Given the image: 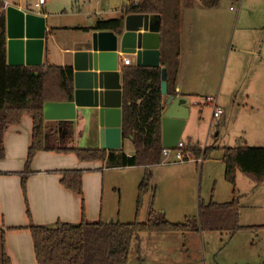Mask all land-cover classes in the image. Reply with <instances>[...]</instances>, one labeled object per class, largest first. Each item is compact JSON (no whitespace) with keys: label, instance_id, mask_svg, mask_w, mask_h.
Listing matches in <instances>:
<instances>
[{"label":"crops","instance_id":"0c3cea01","mask_svg":"<svg viewBox=\"0 0 264 264\" xmlns=\"http://www.w3.org/2000/svg\"><path fill=\"white\" fill-rule=\"evenodd\" d=\"M18 1L10 3L4 0V7L0 9V13L5 11L6 6L12 5L26 12L33 11L42 15L46 25L42 64H53L50 61L54 50L60 55L58 65L70 66L72 69L74 52L89 49L91 33L94 31L84 32L80 29L93 27L97 20L119 18L122 9L127 6V0H104L105 5L102 3L99 9L94 11L96 20L88 26L78 28L82 32L78 46L71 47L60 38L69 40L64 34H68L76 27L51 24L55 17L45 12L47 0L41 6H36L37 0H32L31 3ZM236 2L238 5L242 3L243 10L246 9L247 0H158L159 12L155 14L160 17L161 27L160 67L166 69V76L168 72L166 78L168 95L187 97L191 104L190 109L192 108L190 120L184 127L180 140L202 150L209 145L218 148L202 162L180 163L174 161L172 157L162 156L161 162L151 167V170L158 171L154 172V180L144 197L140 213L144 207L148 209L152 196L155 210L162 212L171 223L182 222L188 217H197L201 202L205 204L210 201L218 204L230 202L233 187L229 189L231 184L224 178L222 148L264 147V128L256 125L254 127L253 121H245L244 118L245 110L250 106L251 90L264 92V49L260 45V40H264V22L257 23V19L262 18L260 13L258 17H253L252 22L255 26L253 28L248 26L250 19L245 10L240 18L239 37L235 45L237 23L232 14L233 9L229 5ZM109 13L118 15L111 16L112 18L102 17ZM67 15L68 12L63 11V14L56 17ZM60 32L64 33L61 37ZM117 55V70L122 85L121 68L126 66L123 65L122 59L129 57L131 60L129 65H135V60L133 55H122L119 52ZM254 68L258 70L252 73ZM207 97L217 99L218 105L223 109L218 121L214 122L212 118V107L205 101ZM201 101L204 107L200 108L198 117L196 105L202 106ZM44 121L48 127H53L51 123L54 121ZM63 130L66 131V142L54 145L55 147L100 149V128L95 109L77 108L75 119L68 121ZM182 137L185 140H182ZM52 138L60 141L58 133ZM249 138H252V142L247 140ZM31 139L32 119L28 115L23 116L19 124L10 125L3 135L4 156L0 158V243L3 237L5 254L11 264H37L28 228L30 222L43 226L58 221L77 224L83 217L88 222L124 223L132 218L134 220L137 187L144 174L143 166L108 167L105 161H80L74 153L38 151L30 164L31 173L26 179L25 198L20 173L25 166ZM121 148L128 156L134 153L130 139L122 140ZM176 166L182 168L173 174ZM64 170L82 171V195L61 185V171ZM240 174L236 175L235 186L241 181L238 179ZM202 178L205 179L206 186L211 183L214 186L210 190L197 189ZM263 185L264 182L257 186L253 183V188ZM157 189H160V194L159 192L155 194ZM235 190L241 200L243 190L238 191L237 188ZM27 206L30 218L27 216ZM202 232L200 230L189 233ZM165 234L167 233L140 235L137 240L139 253L146 248L150 249L146 244L153 243V240L164 241L165 237L156 236ZM162 259L163 256L159 254L152 258V261L162 264Z\"/></svg>","mask_w":264,"mask_h":264},{"label":"trees","instance_id":"16d2710c","mask_svg":"<svg viewBox=\"0 0 264 264\" xmlns=\"http://www.w3.org/2000/svg\"><path fill=\"white\" fill-rule=\"evenodd\" d=\"M158 0H142L136 6H125L119 18L97 20L93 27L81 28L84 32H120L123 17L128 14H155L159 12ZM4 2L0 1V9ZM176 56V54H175ZM161 67L126 65L121 68L122 140L130 139L134 153L131 156L118 150L82 149L59 146L50 142L51 137L63 128L66 122L57 121L48 127L43 118L46 102H68L73 96V69L43 63L40 66H9L7 64V37L5 12L0 13V158L4 156L3 135L10 125H17L23 116L32 119V139L21 175V188L26 198V179L31 173L30 164L35 154L42 150L74 153L80 161H105L108 167L143 166L144 174L137 187L135 218L130 223L56 222L50 225H34L30 222L34 253L37 264H128L134 240L142 234L189 233L210 231L235 233L256 226L239 225L240 197L235 190L237 173H241L256 186L264 182V147H223L222 162L224 178L233 187L232 200L218 204L213 201L200 203L197 217H188L179 223H171L162 212L153 208L150 199L145 221L139 220L143 200L151 188V167L161 162V117L163 100L161 94ZM168 76V72H167ZM47 145H44V142ZM216 148L209 145L203 150L193 146L195 157L209 158ZM61 185L82 195V171H61ZM83 211V208H82ZM27 216L30 218L27 206ZM0 264H11L5 254L4 239L1 241Z\"/></svg>","mask_w":264,"mask_h":264},{"label":"water","instance_id":"95a60500","mask_svg":"<svg viewBox=\"0 0 264 264\" xmlns=\"http://www.w3.org/2000/svg\"><path fill=\"white\" fill-rule=\"evenodd\" d=\"M7 64L42 65L46 39L45 18L33 11L12 5L5 8ZM160 17L157 14H128L120 32L93 31L89 49L73 54V96L68 102H46V121H72L77 108L96 110L99 123V148H121L122 85L118 52L133 55L139 67L160 66ZM166 69H161V94L164 110L161 117L163 148H175L190 115L187 97L168 95ZM47 145V142H44Z\"/></svg>","mask_w":264,"mask_h":264},{"label":"rangeland","instance_id":"374dc122","mask_svg":"<svg viewBox=\"0 0 264 264\" xmlns=\"http://www.w3.org/2000/svg\"><path fill=\"white\" fill-rule=\"evenodd\" d=\"M0 1L4 2V0ZM7 1L10 3L19 2L18 0ZM24 1L26 3H31L32 0ZM247 1V7L245 10L247 11L248 18L250 19L248 26L253 28L255 26L252 22L254 16L258 17V15L261 13L262 18H258L257 23L259 21V23L264 22V12H262V9H264V0ZM102 3L105 5L104 0H47L45 12L55 17L53 18L54 20L51 24H58L57 26L76 27L72 31L68 32V34L63 33L65 37H69V40L65 39L64 37L63 39L60 38V40L63 43L67 42L71 47H77L79 37H81L82 35V32L78 30V28L88 26L96 20L94 11L99 9ZM229 6H231L233 9L232 14L234 15L237 23V32L235 34V45H237V40L239 37L238 29L240 28V18L242 17L243 13H245V10H243L242 8V3L238 5V3L236 2ZM63 11L68 12V15L64 17H56L63 14ZM117 15V13H109L107 15H103L102 17H117ZM238 16L239 21L237 22ZM63 34L61 33L60 37ZM260 45L261 48L264 49L263 39L260 40ZM59 56V53L53 50L50 62L58 65L60 62ZM236 61L237 57L234 58V62ZM257 70L258 68L252 69V73L256 72ZM201 103L202 106L196 105V113L198 114V117L200 108L204 107L202 101ZM249 103L250 106L245 110V121H253L255 123L253 124L254 127L256 125L264 128V92L259 93L256 90H251ZM191 111L192 108L190 109V115ZM190 115L188 120H190ZM67 123L68 122L65 123L63 128L58 129V136L60 137V141H56V138H52V141L50 140L51 144L57 146L63 144L64 141L66 142V131L63 129H65ZM55 125L56 121L51 123V126L55 127ZM183 139L185 140V138L182 137V140ZM247 140L249 142H252V138H249ZM181 168L182 167L180 166L174 167L173 174L177 170H181ZM152 171L154 180V172L158 171V169H153ZM200 173L201 172H199V174ZM218 174H220V172ZM159 178L160 177H158V179ZM238 179H240L241 181L237 183L235 189L237 188L238 191L243 190L241 191V194H243V196L240 200L241 208L239 211V225L256 226L259 228L253 230L243 229L233 234L229 232L210 231H203L202 233L165 234L163 236H156L165 237L163 239L164 241L153 240V243H147L146 246L150 247V249L146 248L141 253H139L138 251L137 241L134 240L132 243L128 264H159V262L152 261V258L158 256L159 254L163 256L162 264H262L264 261V185L261 187L253 188V183L243 174H240V176H238ZM225 185L227 184L225 183ZM213 186L214 185H212V183L206 186L205 179L202 178L201 183H199L197 186V189H200L202 191L210 190ZM231 188L232 185L229 187V189ZM244 190H246L245 195ZM158 192L160 194V189H157L155 194ZM123 200L126 201L125 198ZM250 203H252L253 205H250ZM153 204L155 209V203L153 202ZM146 209L147 207H144L142 212L139 214V220L141 222L145 221ZM132 221L133 218L130 219V221L124 223H129ZM49 225L52 226L53 224ZM151 248H157L159 250L152 251ZM144 256H149L150 258L146 259Z\"/></svg>","mask_w":264,"mask_h":264},{"label":"built area","instance_id":"2783aa9c","mask_svg":"<svg viewBox=\"0 0 264 264\" xmlns=\"http://www.w3.org/2000/svg\"><path fill=\"white\" fill-rule=\"evenodd\" d=\"M46 0H37L36 6H41L45 4ZM142 0H127V6H136ZM123 65H129L131 60L129 57H124L122 59ZM205 101L212 107V118L215 121H218L223 114V109L217 103V99L213 97H207ZM193 145H187L181 140L178 141L175 148H164L162 151V156L165 158L172 157L174 161L184 163L189 161L202 162V155L200 157H195L192 151Z\"/></svg>","mask_w":264,"mask_h":264}]
</instances>
